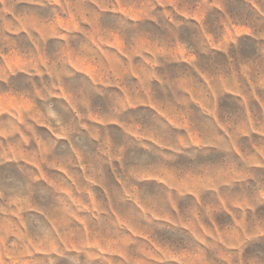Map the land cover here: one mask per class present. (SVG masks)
<instances>
[{"label": "rangeland", "instance_id": "obj_1", "mask_svg": "<svg viewBox=\"0 0 264 264\" xmlns=\"http://www.w3.org/2000/svg\"><path fill=\"white\" fill-rule=\"evenodd\" d=\"M0 264H264V0H0Z\"/></svg>", "mask_w": 264, "mask_h": 264}]
</instances>
